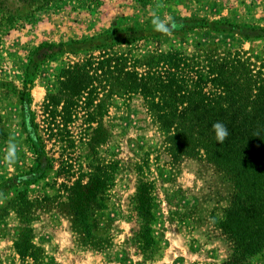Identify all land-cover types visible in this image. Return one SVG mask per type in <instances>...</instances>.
I'll return each mask as SVG.
<instances>
[{"label": "rangeland", "instance_id": "374dc122", "mask_svg": "<svg viewBox=\"0 0 264 264\" xmlns=\"http://www.w3.org/2000/svg\"><path fill=\"white\" fill-rule=\"evenodd\" d=\"M0 1L21 16L5 30L0 44V264H222L231 244L218 220L233 188L213 164L198 157L173 160L138 95L112 100L99 120L100 141L92 150L85 144L89 133L79 116L67 127L75 147L64 152L44 129L41 105L57 86L60 68L83 54L40 59L28 83L25 68L43 43L130 28L139 36L129 44L134 55L157 46L200 43L221 51L246 50L258 66L259 57L264 58V0H59L37 10L19 0ZM154 15L170 16L174 27L168 33L155 30ZM124 46L113 51H126ZM26 84L29 98L21 94ZM29 111L43 128L45 152L53 160L43 173L35 170L36 154L24 128ZM96 126L94 122L92 128ZM10 142L16 145L13 163L4 159ZM95 165H107L111 180L86 233L68 197L77 181L87 184ZM138 180L151 183L154 217L148 247L138 235ZM23 231L38 248L32 255L16 248ZM243 264H264V250Z\"/></svg>", "mask_w": 264, "mask_h": 264}, {"label": "trees", "instance_id": "16d2710c", "mask_svg": "<svg viewBox=\"0 0 264 264\" xmlns=\"http://www.w3.org/2000/svg\"><path fill=\"white\" fill-rule=\"evenodd\" d=\"M19 1L37 10L59 0ZM3 4L0 1V44L5 30L21 18ZM136 33L134 28L107 30L88 39L43 43L33 50L25 68V83L32 81L40 59L60 53L83 54V58L60 68L57 86L46 93L41 105L44 129L65 152L76 142L67 127L82 116L86 124L83 131L89 133L85 144L92 150L100 141L96 139L102 125L99 120L112 100L140 96L173 160L201 158L213 164L232 185L230 201L218 220L231 244L230 256L222 264H243L264 250V58L259 57L256 66L246 50L221 51L216 45L203 47L200 43L190 48L183 43L157 46L146 54L134 55L129 44L139 37ZM116 45H125L126 51L114 52ZM26 87L22 97L29 96ZM214 121H222L229 129L222 143L214 139ZM94 122L97 126L92 128ZM24 128L36 154L35 170L43 173L52 167L53 160L46 155L43 128L34 112L29 111ZM43 162L46 165L42 168ZM107 168L95 165L87 184L77 181L68 197L75 220L86 233L89 217L101 206L111 180ZM150 184L138 180L134 195L140 219L138 235L146 247L152 245L154 217ZM25 232L16 248L22 255L28 251L32 255L38 248Z\"/></svg>", "mask_w": 264, "mask_h": 264}, {"label": "clouds", "instance_id": "9594fccd", "mask_svg": "<svg viewBox=\"0 0 264 264\" xmlns=\"http://www.w3.org/2000/svg\"><path fill=\"white\" fill-rule=\"evenodd\" d=\"M172 18L166 17V18H161L158 15H154L151 23L154 27L155 30L163 32V33H168L172 27H174V24L170 23ZM211 129L214 135V139L217 142L222 143L225 138L229 135V129L227 126L222 122V121H214L211 125ZM5 161L7 163H13L16 159V145L15 143H9L7 152L4 157Z\"/></svg>", "mask_w": 264, "mask_h": 264}]
</instances>
